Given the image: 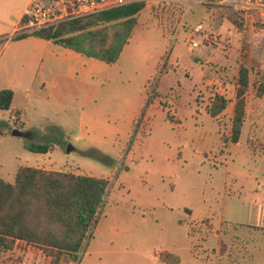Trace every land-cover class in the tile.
I'll list each match as a JSON object with an SVG mask.
<instances>
[{"label": "rangeland", "instance_id": "374dc122", "mask_svg": "<svg viewBox=\"0 0 264 264\" xmlns=\"http://www.w3.org/2000/svg\"><path fill=\"white\" fill-rule=\"evenodd\" d=\"M28 1L0 0V90L20 109H0V176L13 182L31 164L110 180L73 264H167V252L177 264H264V44L226 9L196 4L179 28L183 14L155 3L116 63L33 39L5 46ZM240 64L251 68L249 121L231 143L232 104L221 122L204 106L222 83L232 98Z\"/></svg>", "mask_w": 264, "mask_h": 264}, {"label": "trees", "instance_id": "16d2710c", "mask_svg": "<svg viewBox=\"0 0 264 264\" xmlns=\"http://www.w3.org/2000/svg\"><path fill=\"white\" fill-rule=\"evenodd\" d=\"M144 2H134L99 13L65 21L32 33L17 34L13 39L36 35L64 47L112 64L116 63L129 42ZM228 18L239 29L243 19L233 10ZM251 68L240 64L236 78L234 115L225 141L240 140L246 118V94ZM257 95H264V81ZM14 91L0 90V109L12 107ZM230 98L216 93L207 107L212 117H219ZM169 118H171L169 116ZM34 152H48L47 144L26 145ZM110 180L70 171L21 165L13 182L0 176V253L12 249L18 240L36 246L50 257V264H73L96 227ZM167 264H177L173 253L160 254ZM65 262V263H64Z\"/></svg>", "mask_w": 264, "mask_h": 264}, {"label": "built area", "instance_id": "2783aa9c", "mask_svg": "<svg viewBox=\"0 0 264 264\" xmlns=\"http://www.w3.org/2000/svg\"><path fill=\"white\" fill-rule=\"evenodd\" d=\"M134 2H144L148 6L158 3L159 6L180 11V16L183 15L179 28L185 22L183 18L196 4L204 3L207 6L211 4L212 8L233 10L242 17L244 29L248 28L253 37L264 44V0H30L21 21L23 25H19L16 32L32 33L39 29L57 26L65 21ZM191 29V33H201L205 27L199 23ZM208 36L206 35L205 39ZM187 41L191 42V48L201 44L189 36ZM260 83L261 81L258 82Z\"/></svg>", "mask_w": 264, "mask_h": 264}, {"label": "crops", "instance_id": "0c3cea01", "mask_svg": "<svg viewBox=\"0 0 264 264\" xmlns=\"http://www.w3.org/2000/svg\"><path fill=\"white\" fill-rule=\"evenodd\" d=\"M29 2H30V0L28 1V3H27V6H28V4H29ZM27 6L25 7V9H24V11L20 14V18H19V20H18V22L19 21H21L22 19H23V16H24V13H25V10H26V8H27ZM18 28V26H15L14 28H13V30H12V32L10 33L11 34V39L10 40H8L7 42H6V44H5V46H10V45H12L13 43L14 44H16L18 47L22 44V43H25V42H27L28 40H31V39H33L34 41H35V43L36 44H57V43H55V42H53V41H51V40H48V39H45V38H41V37H38V36H36V35H28V36H26V37H23V38H19V39H13V36L14 35H17V34H19V33H17L16 32V29ZM133 33H134V30H133ZM133 33H132V35H133ZM132 35H131V37H132ZM58 45H60V44H58ZM62 46V45H61ZM126 46V45H125ZM67 48V47H66ZM125 48V47H124ZM69 49V51H72V52H74L75 50H73V49H70V48H68ZM76 52V51H75ZM74 52V53H75ZM78 55H81V56H86V55H82V54H80L79 52H76ZM88 57V56H87ZM13 59H19V57L17 56V54H15V56H14V58ZM205 62V61H204ZM203 63V62H202ZM238 69H239V67H238ZM251 73V72H250ZM237 76L238 75H236V78H237ZM55 83H53V85H54ZM229 87V84L228 83H222L221 84V90H222V92H217V93H220V94H224L223 93V91H225L227 88ZM237 87V86H236ZM250 87V86H249ZM248 91H249V89H248ZM248 91H247V93H248ZM15 97H16V94H15V92H14V99H15ZM260 97V96H259ZM262 97H264V95L262 96ZM262 97H260V98H262ZM228 98V97H227ZM14 99H13V101H14ZM248 100H249V97L247 96V94H246V118H245V122H244V125H245V123L247 122V121H249L248 120ZM232 104V108H231V110H230V123H225L226 125H229V128H228V132L230 133V131H231V126H232V118H233V115H234V104H235V92H234V94H233V96H232V98H230V102H229V104H228V106H227V108L226 109H230L229 107H230V105ZM205 108H206V110H207V105L205 104V106H204ZM226 109H225V111H226ZM225 111L223 112V113H225ZM9 112H11V114H13V113H17V114H19L20 115V109L19 108H16V107H14L13 106V103H12V107H11V109H9ZM208 112V111H207ZM222 113V114H223ZM221 114V115H222ZM221 115L219 116V117H213V118H215V119H217L218 121H220L221 122V120H222V118H221ZM23 122V121H22ZM23 124H25L24 122H23ZM243 125V126H244ZM240 141V140H239ZM238 141V142H239ZM237 142V143H238ZM38 154H43L42 152H37ZM45 153H48V152H45ZM27 166H33V165H31V164H28ZM33 167H40V168H46V169H51V168H48V167H43L42 165H38V166H33ZM53 170V169H52ZM38 256V262H37V264H39V261H40V258L41 257H43V258H45V259H47V261H48V263L47 264H50V257L49 256H47L44 252H43V250L42 249H40V248H38V247H36V246H33V245H31V244H28L27 242H25V241H21V240H18L17 242H16V244H15V246L12 248V249H8V250H4V251H2L1 253H0V264H36L35 263V261L34 260H36V257Z\"/></svg>", "mask_w": 264, "mask_h": 264}, {"label": "water", "instance_id": "95a60500", "mask_svg": "<svg viewBox=\"0 0 264 264\" xmlns=\"http://www.w3.org/2000/svg\"><path fill=\"white\" fill-rule=\"evenodd\" d=\"M12 133H13L14 135H19V136L23 135V132H22L21 130L17 129V128L13 129V130H12ZM70 150H71V148H69V151H70Z\"/></svg>", "mask_w": 264, "mask_h": 264}]
</instances>
